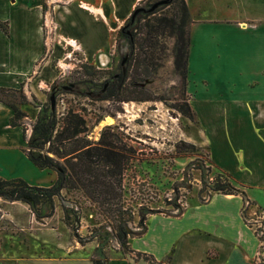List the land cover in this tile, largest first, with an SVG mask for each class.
<instances>
[{"label":"crops","instance_id":"crops-1","mask_svg":"<svg viewBox=\"0 0 264 264\" xmlns=\"http://www.w3.org/2000/svg\"><path fill=\"white\" fill-rule=\"evenodd\" d=\"M101 2L91 7L100 8ZM139 2L134 0L124 19ZM185 2L193 79V89L189 82L186 91L197 131L191 143L205 148L208 163L230 175L243 195L214 193L205 203L190 202L178 217L150 214L142 234L129 239L130 254L115 255L105 264H152L137 254L155 264H253L258 242L244 223L242 205L245 199L253 205L251 212L264 210V0ZM43 3L0 0V89L23 90L40 102V88L54 83L61 63L53 53L43 56V23L51 15ZM17 107L26 112L24 105ZM13 116L10 106L0 102V178L25 179L32 173L48 176L49 182L39 185L50 186L56 173L39 170L28 160L24 150L31 126L24 134L22 123L11 125ZM23 262L93 264L68 247L62 256L39 255Z\"/></svg>","mask_w":264,"mask_h":264},{"label":"rangeland","instance_id":"rangeland-1","mask_svg":"<svg viewBox=\"0 0 264 264\" xmlns=\"http://www.w3.org/2000/svg\"><path fill=\"white\" fill-rule=\"evenodd\" d=\"M95 1L98 0H44L43 9L47 13L51 10V15H47L43 23L47 43L43 56L46 58L53 53L56 59H61L56 65V83L40 88L42 102L23 90L0 94V98L16 107L24 105L25 116L18 121L22 123L24 133L30 132L39 111L50 107L53 95L58 116L69 108L85 109L90 140L98 141L106 126L115 127L114 131L128 138L126 141L136 154L124 171L121 202L127 232L130 230L131 237H135L143 232L140 215L152 209L149 214L162 212L167 216L166 210L171 209L169 200L176 204L178 200L192 202L198 199V189L203 192L205 186L198 184L197 187L195 181L208 165L203 162L207 152L203 147L191 149L186 145L192 144L191 139L197 132L195 125L169 108L170 105L182 107L184 102L190 105L192 97L186 91L189 82L190 90L193 89L192 74L191 80L188 75L185 89L180 77L173 72L170 38L166 39L162 66L145 82V88L164 99L166 104L124 103L123 112L118 113V103L97 101L100 84L106 76L103 71L115 72L120 58L127 52L124 41L116 36L134 0H113V3L99 0L107 21L84 8L94 6ZM145 1L140 0L136 7L144 6ZM62 86L63 93H58ZM65 91L70 93L65 94ZM97 118H102L98 124ZM108 118L111 121H107ZM11 179H21L33 186L49 182L48 176L32 173L25 179ZM54 206V215L39 223L27 204L0 198V264H33L23 262V259L39 255L62 256L66 247L81 251L90 259L106 260L125 255L127 249L121 248L112 237L113 233L116 235L113 222L106 220L79 192L62 191L61 198L54 200ZM46 212L47 209L42 211ZM66 216L71 225L64 223ZM126 254L130 253L127 251Z\"/></svg>","mask_w":264,"mask_h":264},{"label":"trees","instance_id":"trees-1","mask_svg":"<svg viewBox=\"0 0 264 264\" xmlns=\"http://www.w3.org/2000/svg\"><path fill=\"white\" fill-rule=\"evenodd\" d=\"M189 25L190 14L185 0H146L144 6L135 7L116 36L124 41L127 52L120 58L115 72L103 71L106 76L100 84L97 101L118 103V113L123 112L124 103L166 104L164 99L145 88V82L154 77L162 66L168 38L172 39L170 53L173 72L180 77L186 89L189 75ZM85 74L90 76V73ZM62 88L63 86L58 93H63ZM9 92L17 91L0 89L1 95ZM0 102L4 101L0 98ZM7 105L14 112L11 125L18 126V121L25 114L15 105ZM169 108L189 121H194V113L188 102H184L182 107L170 105ZM84 112L85 109L75 111L69 108L58 116L55 107L54 110L46 107L39 111L31 126V135L24 153L39 170L55 172L56 180L50 186H33L21 179L0 178V198L27 204L35 220L42 223L44 219L54 215V200L61 198L62 191H77L106 220L113 222L116 235L113 233L112 237L129 253L128 240L131 234H128L127 221L123 219L125 211H122L121 191L124 171L135 159L136 151L127 143L128 138L114 131L115 127L112 126L102 129L98 141L90 140ZM101 120L102 118H97L96 124ZM186 145L195 149V145ZM223 174V180L220 176L216 177L210 188L211 195H243L232 177L224 172ZM44 209H47L45 214L42 213ZM64 223L71 225L67 216ZM136 256L155 264L146 255ZM91 261L93 264H105L108 259L92 258Z\"/></svg>","mask_w":264,"mask_h":264},{"label":"built area","instance_id":"built-area-1","mask_svg":"<svg viewBox=\"0 0 264 264\" xmlns=\"http://www.w3.org/2000/svg\"><path fill=\"white\" fill-rule=\"evenodd\" d=\"M203 162H206L205 164H208V165L206 167H204V169L201 168L204 170V173H202L200 171V177H198V179L195 181L197 187L199 185L205 186L203 189L204 194H203L202 190L200 191V189H198L199 193H198L197 201L201 202V203H205L211 197L210 188L213 186L216 177L220 176L222 180L225 178L224 174L222 172L215 170L208 163L207 157L205 158V160H203ZM203 166H205V165H203ZM205 168H206V170H205ZM187 188H188L187 189V193H188V192H190L189 186H187ZM200 192H202V194H200ZM169 202H171V204H170L171 209L166 210V212H168L167 216H174V217H178V216L182 215L186 211V209L190 203L189 201L183 202L181 200L180 201L178 200L176 204L175 203L172 204L173 201H171V200H169ZM252 206L253 205L251 203H249L248 201H246L244 199L243 205H242V218L244 220V223L247 225V227L253 232V234L256 237L257 242H258L257 250H256L255 255L253 257V264H264V210L257 207L253 212H251L250 208H252ZM141 208H143V207H141ZM151 211H152V209H151ZM150 212L147 211V213L144 214V217H142L140 215V217H141L140 222H139L140 225L144 226L143 221H145L147 215ZM157 212H160V211H157ZM161 214L166 215V214H163L162 212H161ZM141 228L143 229V227H141ZM126 230H128V229H126ZM128 234H131L130 230L128 231Z\"/></svg>","mask_w":264,"mask_h":264},{"label":"bare ground","instance_id":"bare-ground-1","mask_svg":"<svg viewBox=\"0 0 264 264\" xmlns=\"http://www.w3.org/2000/svg\"><path fill=\"white\" fill-rule=\"evenodd\" d=\"M89 7V6H88ZM90 10H92V12L94 13V14H96L97 16H99V17H102L103 19H106V21H107V17H106V14H105V12L103 11V9L100 7V8H94V7H90L89 8ZM107 121H111V119H107ZM106 121V122H107ZM109 123V122H108Z\"/></svg>","mask_w":264,"mask_h":264},{"label":"water","instance_id":"water-1","mask_svg":"<svg viewBox=\"0 0 264 264\" xmlns=\"http://www.w3.org/2000/svg\"><path fill=\"white\" fill-rule=\"evenodd\" d=\"M54 107H55L54 96L51 95V97H50V108H51V110H54Z\"/></svg>","mask_w":264,"mask_h":264}]
</instances>
